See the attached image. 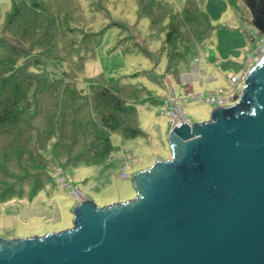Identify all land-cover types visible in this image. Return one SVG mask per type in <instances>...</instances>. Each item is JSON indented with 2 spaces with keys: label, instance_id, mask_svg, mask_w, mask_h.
Returning a JSON list of instances; mask_svg holds the SVG:
<instances>
[{
  "label": "water",
  "instance_id": "95a60500",
  "mask_svg": "<svg viewBox=\"0 0 264 264\" xmlns=\"http://www.w3.org/2000/svg\"><path fill=\"white\" fill-rule=\"evenodd\" d=\"M186 121L168 133L171 158L134 175V199L84 198L70 229L0 238V264H264V56L234 105Z\"/></svg>",
  "mask_w": 264,
  "mask_h": 264
},
{
  "label": "trees",
  "instance_id": "16d2710c",
  "mask_svg": "<svg viewBox=\"0 0 264 264\" xmlns=\"http://www.w3.org/2000/svg\"><path fill=\"white\" fill-rule=\"evenodd\" d=\"M85 1L12 0L0 29L11 38L0 35V204L33 200L50 186L53 165L44 152L51 147L54 162L64 167L80 161L97 166L117 149L115 136L142 135L136 119L137 106L147 100L144 87L103 74L77 86L107 28L95 30V16L109 15L104 0ZM134 1L137 18L165 33L160 55L169 59L167 72L176 73L210 30L203 0H184L182 10L168 0Z\"/></svg>",
  "mask_w": 264,
  "mask_h": 264
},
{
  "label": "rangeland",
  "instance_id": "374dc122",
  "mask_svg": "<svg viewBox=\"0 0 264 264\" xmlns=\"http://www.w3.org/2000/svg\"><path fill=\"white\" fill-rule=\"evenodd\" d=\"M25 1L33 3L46 0ZM81 1L84 6L87 5L85 0ZM168 1L177 10L184 8V0ZM103 2L109 15L97 14L94 29L99 30L103 26L107 28L103 29V36H100L102 42L96 51L95 61L86 64L77 86L85 88L86 78L103 74L108 78H123L144 87L147 100L137 106L136 119V127L142 135L133 140L115 136L113 142L117 149L97 166L80 161L75 166L64 167L54 162L52 147L49 148L44 155L53 165L54 178L50 186L41 190L33 200L16 198L0 204V238L43 236L70 229L74 221L72 211L76 203L84 198L94 201L100 207L134 199V175L157 160L171 158L167 136L172 118L160 109L171 91L183 105L184 114L192 123L209 121L214 106L194 102L191 97L224 89L229 104L234 105L236 102L231 100L234 95L229 76L240 77L243 68L249 72L257 62L250 55L256 52L258 42L264 37V33L253 24L259 16L257 10L261 0H203L202 7L208 16L210 30L203 45L202 41H198V49H194L184 61L176 65L174 74L167 72L168 57L160 55L165 33L152 31L148 19L137 18L135 1ZM11 4L12 0H0V29L11 10ZM123 31L127 33L123 35ZM0 35L11 42L9 34L1 32ZM192 39L197 41L194 37ZM119 40L122 41L118 43ZM195 56L200 58L199 76L186 87L181 75H194ZM62 68L63 65L57 63L55 69ZM210 77L212 79H208ZM203 79L204 85L201 84ZM149 98L156 102L152 103ZM124 167L127 168L128 179L121 177ZM77 189L81 193L79 197L75 192Z\"/></svg>",
  "mask_w": 264,
  "mask_h": 264
},
{
  "label": "built area",
  "instance_id": "2783aa9c",
  "mask_svg": "<svg viewBox=\"0 0 264 264\" xmlns=\"http://www.w3.org/2000/svg\"><path fill=\"white\" fill-rule=\"evenodd\" d=\"M200 53V52H199ZM202 54V53H200ZM264 56V37L260 39L258 42V47L256 49V52L251 54L250 57L253 59V61H259ZM249 57V58H250ZM199 62L200 58L198 56L194 57L193 60V71L194 75L186 76L181 75V80L184 86L189 87V82L198 79L199 76ZM256 62V63H257ZM248 71H246V68H243L241 71L240 77L236 75H230L229 76V83L231 85V92L233 93L234 97L231 99L234 102H237L239 97L241 96L242 88L244 86V79L246 77V74ZM208 79H212L211 77ZM167 81V80H166ZM201 84H205V79L201 81ZM170 86V85H168ZM191 100L194 102H203L208 103L211 106H214V109L220 108V107H229L232 106V104H229V99L227 98V95H225L224 89H217L215 91H211L208 93H199L191 97ZM183 105H181L174 92L171 91V95L163 102V105L161 106L162 113H165L169 115L171 120V129L176 126L180 125L183 121L191 122L186 115L184 114ZM170 129V130H171ZM122 179H128V173L127 168L124 167L121 172ZM77 196L79 197V190L75 191Z\"/></svg>",
  "mask_w": 264,
  "mask_h": 264
},
{
  "label": "flooded vegetation",
  "instance_id": "af4514ba",
  "mask_svg": "<svg viewBox=\"0 0 264 264\" xmlns=\"http://www.w3.org/2000/svg\"><path fill=\"white\" fill-rule=\"evenodd\" d=\"M264 11V7L260 6L257 10V12L259 13V16L263 14ZM263 16V15H262Z\"/></svg>",
  "mask_w": 264,
  "mask_h": 264
},
{
  "label": "crops",
  "instance_id": "0c3cea01",
  "mask_svg": "<svg viewBox=\"0 0 264 264\" xmlns=\"http://www.w3.org/2000/svg\"><path fill=\"white\" fill-rule=\"evenodd\" d=\"M186 76H189V75H186ZM167 80V79H166Z\"/></svg>",
  "mask_w": 264,
  "mask_h": 264
}]
</instances>
